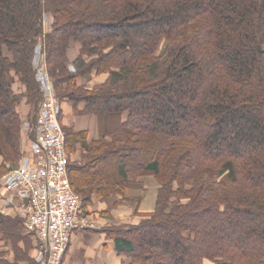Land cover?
I'll return each instance as SVG.
<instances>
[{"label": "trees", "instance_id": "1", "mask_svg": "<svg viewBox=\"0 0 264 264\" xmlns=\"http://www.w3.org/2000/svg\"><path fill=\"white\" fill-rule=\"evenodd\" d=\"M39 46L60 103L97 119L93 140L62 125L82 212L159 182L153 212L105 231L118 254L264 264V0H0V181L22 155L20 105L34 122L42 102ZM0 234V264H35L18 215Z\"/></svg>", "mask_w": 264, "mask_h": 264}, {"label": "built area", "instance_id": "2", "mask_svg": "<svg viewBox=\"0 0 264 264\" xmlns=\"http://www.w3.org/2000/svg\"><path fill=\"white\" fill-rule=\"evenodd\" d=\"M33 62L42 102L33 124H23V132L33 131L25 155L3 178L7 195L2 213L11 208L21 217L26 232L33 236L35 264H62L73 233L94 229L96 224L82 212L69 179L61 106L40 46Z\"/></svg>", "mask_w": 264, "mask_h": 264}, {"label": "crops", "instance_id": "3", "mask_svg": "<svg viewBox=\"0 0 264 264\" xmlns=\"http://www.w3.org/2000/svg\"><path fill=\"white\" fill-rule=\"evenodd\" d=\"M77 54L78 47L74 46L69 52L70 60L73 61ZM105 78V76H89L88 78H84L82 82L90 88H93L103 83ZM62 105L63 119L62 117L60 118L62 125L73 128L76 131H86L89 140L98 138V124L95 117L74 116L73 108L70 103L66 102ZM80 108H83V105H81ZM19 111L21 117L26 120L30 113V107L23 102L20 105ZM27 145V141L24 138L21 139L22 150H26L25 148H27ZM79 151L76 156L73 157L74 160L80 158L81 152ZM154 186L155 189L152 187V191L149 192L148 190L146 195H141L142 202H140L139 212L142 214L151 213L155 209L156 197L159 189L158 183H155ZM137 193H139L137 190L127 188L125 196L123 197L125 200L121 197L113 198L105 203H100L95 200L93 206L90 208V213H92L90 216H96L98 221L95 220L98 223L94 229L81 230L73 233L63 264H131V261L126 256L116 252L114 240L108 238L105 231L114 225H135L139 223V218L134 214L131 205L132 202L141 198ZM6 195L3 184L0 182V215L15 217L17 214L11 208H9L7 212L2 213L5 209L4 199ZM121 212L124 213L121 214ZM118 215H120V217ZM4 252L10 253L5 256L6 259H13L10 246H7L2 241V235L0 234V254ZM34 255L35 251H32L31 256Z\"/></svg>", "mask_w": 264, "mask_h": 264}, {"label": "rangeland", "instance_id": "4", "mask_svg": "<svg viewBox=\"0 0 264 264\" xmlns=\"http://www.w3.org/2000/svg\"><path fill=\"white\" fill-rule=\"evenodd\" d=\"M50 23H51V18H50V16L49 15H46L45 16V28H46V30H48V28L50 27ZM44 57H45V55H44ZM16 88V87H15ZM16 90H17V88H16ZM60 102V101H59ZM60 106H61V114L63 115V105L60 103ZM62 115H61V117H62ZM62 119H63V117H62ZM24 122L25 123H31V124H33V122H32V120H28V118L26 119V120H24ZM60 122H61V120H60ZM33 131L32 130H30V131H27V133L24 131V132H22L23 134H22V136H21V139H25L26 141H27V143L29 144V139L31 138V135L33 134L32 133ZM26 149V148H25ZM25 153H26V150H22V155H21V158L25 155ZM21 158L19 159V161H18V163L16 164V165H14L13 166V169H12V171L13 170H15L18 166H19V163H20V160H21ZM6 176V175H5ZM4 176V177H5ZM3 177V178H4ZM3 178L1 179V184H3ZM155 183H158V187L160 188V185H159V182L157 181V179L154 177V176H152V175H150V176H145V177H142V178H139L138 179V181H137V183L136 184H132V185H130L129 187H128V189H133V190H137V192H139V193H137V195L139 194L140 195V197L141 198H139V199H137V200H135L134 202H132L131 203V205H132V208H133V210H134V214H136V216H138V218H139V222L140 221H143L144 219H145V217H147L146 215L148 214H142L141 212H139V206H140V202H142L141 200H142V196L141 195H146L147 194V191L149 190V192L150 191H152V187L155 189V186H154V184ZM157 187V186H156ZM159 190V189H158ZM157 196H158V193H157ZM124 199V198H123ZM156 199H157V197H156ZM125 200V199H124ZM124 212H121V214H123ZM119 217H120V215H118ZM21 218V217H20ZM90 218L92 219V220H94V222H95V224L97 225V223L98 222H96V220L98 219L96 216H90ZM96 219V220H95ZM98 221V220H97ZM22 224H23V222H22ZM131 224H129V225H122L123 227H127V226H130ZM114 226H117V225H114ZM24 227V226H23ZM118 227H120V226H118ZM64 258H65V256H64ZM129 259V258H128ZM130 260V259H129ZM63 261H64V259H63ZM131 261V260H130ZM63 264V263H62Z\"/></svg>", "mask_w": 264, "mask_h": 264}]
</instances>
